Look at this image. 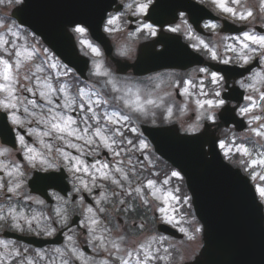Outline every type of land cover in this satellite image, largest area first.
Here are the masks:
<instances>
[{"label": "snow or ice", "instance_id": "obj_1", "mask_svg": "<svg viewBox=\"0 0 264 264\" xmlns=\"http://www.w3.org/2000/svg\"><path fill=\"white\" fill-rule=\"evenodd\" d=\"M2 2L3 0H0V3ZM16 2H19V0H16ZM154 2L155 0H131V3L127 4L126 7L134 16L147 15L149 10L153 9ZM210 2L220 12L230 15L233 20L246 22L256 19V13H254L252 7L248 6L247 0H210ZM259 13L264 14V0H259ZM183 15L184 13L181 12L180 16L183 17ZM118 19L119 17L116 16L110 17L106 22L104 31L108 33L117 31L118 29L114 26L117 25ZM0 27H3V25L0 24ZM204 27L216 29L217 24L206 23ZM167 30L176 33L180 30V26L169 27ZM7 31L12 36H17V32H13L10 28ZM137 31H147L149 36H157V28L153 23L143 22ZM73 32L83 36L87 32V29L78 23L73 27ZM234 39L239 40L240 38ZM80 43L86 45L93 55L97 57L101 56L100 49L93 46L88 40H81ZM199 44L209 52L213 60L218 58L217 51L210 48L203 40H200ZM225 49L226 51L237 53L239 60L245 64L249 63L253 56H259L261 59H264V35L245 31L239 45V52L232 45H226ZM0 53H2L0 54V81H2L0 82V93L3 94L0 97V111H3L6 117L15 125L23 127L25 123L29 125L35 123L36 125H42L44 128L43 131H40L39 128H30L28 132L29 135L35 133L40 138L39 143L44 146V153H37L35 148L27 146L23 135L18 136L20 144L28 153L26 159L29 164L32 167H36L38 163L46 169H56L63 162V166L73 173L75 178L84 185L85 189H87L88 185L77 173L90 174L94 184L97 179H100L109 181L123 190L124 182L127 181L128 186L131 187L129 174L131 173L132 176L136 175V166L132 164L130 156L127 157V171L123 166L124 160L122 159H117L115 167H111L108 163H101L99 160L88 165L82 157L93 154L101 147L107 149L114 158H119L122 152L127 154L130 149L124 147V145H133V141L125 137L124 131L137 132V128L133 126V114L138 118H147L149 115L155 116V112L150 111V109L160 108L163 103V97L153 98L152 92H145L142 95L140 89L133 91L132 88L127 86L121 88L116 81L110 78L111 74L107 70H101L103 66L100 63L95 64V75L109 77L104 81V86L111 93L116 94L112 96L111 100L106 98L103 92H98L95 88L88 89L86 85L84 87L77 86L75 92H72L70 86L65 83L53 86L52 83L48 82L49 77H42L40 75L45 72L44 64L46 61H41L39 64L36 63V60L39 58V50L35 46H32L31 49L23 45L17 46L6 39L3 34H0ZM44 53H47V49L44 50ZM231 59V57L223 58L221 62L227 65L231 62ZM49 67L55 68L57 65L50 64ZM70 71V69L65 67L64 75H68ZM199 71L206 73L208 70L201 68ZM223 79V76L217 72L211 73L212 83L219 85ZM186 83H191V81H187ZM248 87L253 86L248 85ZM185 92H187V89H185ZM214 97L215 99L196 101L198 107L203 109L197 116V121L203 118L210 122H215V110L224 107L226 100L221 97L220 91H215ZM246 99L250 101V106L241 107L239 112L242 115L251 114L249 123L255 122V127L251 128V133L259 138L257 141L259 143V141H264V115L254 114V109L260 107V105L256 104L252 96H248ZM259 99L264 101V91H260ZM113 103L122 105V109L111 112L107 110L102 111L105 106H110ZM261 111L264 112V107L261 108ZM166 112L170 117L172 115V108L168 107ZM72 113H78V118ZM198 128L199 124H193L189 126L187 131L195 132ZM117 146H119V150ZM219 147L225 149L227 145L221 141ZM234 147L236 153L249 158L247 161L242 160L241 163L244 164L246 169L252 167V178H258L261 182H264V173H255V167L264 168V151L258 152V158L253 159L252 152L245 144L234 145ZM260 147L264 149V144H260ZM146 148L147 144L145 141L139 140V149L137 150ZM67 149H74L80 155H73ZM231 151L232 149L228 148L225 155H228ZM6 152H8V149L0 150V156ZM13 168L15 171H8L7 173L11 177L7 184H4L2 179H0V191L11 193L12 196H21L22 182L17 179V176H22L23 173L19 165H13ZM90 169L98 172L99 176L97 177L94 173L90 172ZM171 177L182 179L180 172L172 171L171 176L163 180L162 183L167 185ZM154 187L155 182L149 179L146 185L137 186L132 191L147 205L149 199L145 193V188L152 189ZM256 191L261 198H264V183L258 186ZM113 194L115 195L116 193ZM131 194V192L126 193V195ZM151 195L155 197L156 193L152 192ZM12 196H9L8 199L11 200ZM23 198L25 200L32 199L30 196H24ZM164 199L167 201L168 199L178 198L172 195V193H168ZM187 199L185 198L184 203H187ZM35 202L38 204L44 203L42 200H36ZM99 203L100 201L98 200L97 204ZM120 203L124 204L125 201L121 200ZM160 210L165 211L163 208ZM87 211L93 213V208L89 207ZM97 211L105 212V209L99 208ZM56 215L63 219L59 209L56 210ZM0 221H10L11 226L20 231H23L24 225H27L31 229L34 221L37 223V226L40 225V221L37 220L36 216L29 218L23 211H17L11 205L8 206L7 210L0 207ZM166 222L172 223V218L169 217ZM100 223V220L92 218L91 226L88 228L89 233H95ZM137 227L143 229L144 224L141 223ZM41 230H47L49 235L55 231L54 228H51L50 224L44 225ZM102 230L109 233L113 231V229L109 228ZM200 230V228L195 229L196 232ZM180 231L184 232L185 230L181 228ZM67 238L68 240H72V236H68ZM194 238L193 235L188 236L189 240ZM163 239V237L159 239L152 237L148 241H133L129 243L126 234H119L116 239L111 241H106L104 236L93 235V241H99L98 247L107 252L112 258L111 262L104 260L102 264H158L159 261L167 260L170 256L167 248L163 249L166 254L164 256L159 254L160 248L153 249V244H159ZM108 243L111 245L110 248L107 247ZM0 245H3L5 249V253H0V264H4L5 256L18 258L19 264H35L26 255L28 249H24L23 252L16 248L9 250L8 244L3 241H0ZM69 251L76 259H80V254H78L75 248H71ZM56 252L60 253L61 256L64 255L60 249H56ZM133 257H135L134 260ZM62 264H69V261L67 259L62 260Z\"/></svg>", "mask_w": 264, "mask_h": 264}, {"label": "water", "instance_id": "obj_2", "mask_svg": "<svg viewBox=\"0 0 264 264\" xmlns=\"http://www.w3.org/2000/svg\"><path fill=\"white\" fill-rule=\"evenodd\" d=\"M23 1L15 10V17L81 74L87 63L75 56L68 28L78 23L87 27L107 54H111L101 25L116 0ZM173 59L168 51L150 55L142 62L144 72L183 67L179 59ZM139 64L140 58L133 65L135 73ZM117 65L121 72L128 67L119 62ZM144 132L156 152L184 175L195 214L202 223L204 245L189 264H264L262 207L249 180L223 162L216 148L217 139L206 131L195 136H180L172 129L144 128Z\"/></svg>", "mask_w": 264, "mask_h": 264}, {"label": "rangeland", "instance_id": "obj_3", "mask_svg": "<svg viewBox=\"0 0 264 264\" xmlns=\"http://www.w3.org/2000/svg\"><path fill=\"white\" fill-rule=\"evenodd\" d=\"M19 2H16V0H3L2 3H0V24L3 25V27H0V34H3L5 36L6 39H8L9 41L15 43L17 46H25L29 49L32 48V46H35L38 50H39V58L36 60V63L39 64L41 63V61H46V63L44 64V68H45V72L40 74L42 77L43 76H47L49 77V83H52L53 86H56L53 82V76H50V72L48 70H46V66L49 67L50 64H55L57 65V67L55 68H51V72H55L56 75L62 74L63 71L58 68V61L51 56L52 54L50 53V51L47 49V53H44L45 48L43 47H38V45L36 43H33L31 41H29L30 39V35L28 34H24L22 33L21 30H19L16 25H14L12 23V21L10 19L6 20V17L10 15L11 10L16 7L17 5H19ZM116 17H119L118 21H117V25H115L114 27H116L118 30L114 31L112 33H107L110 38L112 39V43L114 45V51L115 54L120 57V58H133L135 53H136V49L137 46L140 44L141 41L149 39V36L147 34V31H141L138 32L137 30L135 32L129 33L126 31V28L124 27L123 23H121V20L123 17L120 15H114ZM5 17V18H3ZM112 17V16H111ZM110 18V17H109ZM108 20V19H107ZM107 22V21H106ZM142 24V23H141ZM140 24V26H141ZM106 26V23H105ZM104 26V28H105ZM11 29L13 32H17V36H12L7 30ZM75 34V37L78 39L80 47L79 49L83 50L85 52V55H87L90 60H91V68H90V74L93 75L95 81L93 82L92 87L95 88L96 91L98 92H103L105 97L110 99L112 98L113 94L110 92V90L108 88H106L104 86V81L106 79H108L109 77H101V76H97L95 75V64L96 63H100L102 64V71L103 70H107L111 76L110 78L113 79L114 81H116L118 83V85L123 88L124 86L130 87L132 88L133 91H135L136 89H140L141 90V94L143 95L145 92H152V96L153 98H157V97H163V103L161 104L160 108H151L150 111H154L155 112V116L149 115L147 118L144 117H137L135 114H133V121H134V117H136V122L134 121L133 123H140L142 121H148L151 124L150 125H154L155 119L159 113V111H163V120L165 123L171 124V123H176L179 125L181 132L184 133H195L201 130L202 128V124L204 121H206L207 119H200L199 121H197V116L200 114V112L203 111V109H200L196 103L197 100H201L202 97V89H201V85H200V81L198 80H193L192 84L189 86L188 83H186V81H183V88L180 89L179 91V95H180V100H177L175 98V88H176V84L172 79L171 74H167V73H159L158 75H155L153 77H151L152 79L149 81L148 83V87L144 86V87H140L139 84H137L136 81L132 80L131 74H127L125 76H120L118 74H116L114 68H112L108 63H106V58L104 57V55L101 53V56L97 57L95 55H93L90 51V49L84 45L81 44L80 41L81 40H88L93 46L98 47L97 45H95L94 43L91 42V40L89 39L87 33H85L83 36L79 35V34ZM99 48V47H98ZM101 52V50H100ZM2 54V53H0ZM7 58V57H6ZM194 79H197L195 77H193ZM2 82V81H0ZM159 86V87H157ZM185 89H187V92H185ZM3 94L0 93V97H2ZM159 102V101H158ZM194 107V109L192 107ZM107 107V106H105ZM168 107L172 108V115L169 117L167 115L166 109ZM122 109V105H118V104H111V108H108L107 111L111 112L114 110H121ZM103 111V110H102ZM125 112H127L126 109H124ZM262 115H264V113H262ZM140 121V122H139ZM255 124V122H253ZM193 124H199V128L197 131L195 132H189L187 131V129L189 128L190 125ZM225 129L221 130L220 135L222 137H224L226 135L227 140L225 141V144L227 145V148L222 149L223 153L225 154L226 151H228V148H231L232 151L228 153V155H226V157L231 160V156L233 153H235V147H234V138L235 135L230 132V131H224ZM146 143V142H145ZM148 146V144H147ZM103 148V147H101ZM139 149V144L138 147L136 148V150ZM106 151H108L107 149H105ZM141 150H137L138 151H142ZM122 154V153H121ZM146 155H144V159L148 161V157L146 159ZM258 158V157H257ZM117 159H121V157L119 158H115V160ZM256 159V158H254ZM113 163V162H112ZM135 163L132 161V164ZM137 164V162H136ZM147 164V162H146ZM116 162L113 163V165L111 167H115ZM252 168V167H251ZM248 171H250L252 173L251 170L248 169ZM251 173L249 174L252 182L256 185V187L261 186L262 183L258 178L257 179H253ZM255 173L257 174H261L264 173V168L261 167H255ZM180 180L181 179H177L175 177H171V181L174 182V186L173 188H170L168 186L163 187L164 184H160L158 187L157 185H155V193L157 196V200L160 203V207H159V212L162 216V219L164 221H167V219L169 217L172 218V225L176 226V228L178 230H180L181 228H183L185 231L182 232L185 235V243L183 242H175V250H178L179 253H177L176 255H173L172 257V263L171 264H183L185 261L189 260V258L191 257V255L197 253V251L199 250L200 246H201V230L199 232H196L195 229L196 228H200V226L194 221L195 218H192L189 216V213H184L183 209L185 208V206H187L188 200L187 199V203L182 202L177 196L178 193L180 191ZM111 184L112 187H116L117 189L120 190V188H118L116 185H113L111 182H109ZM137 187V186H135ZM153 188V189H154ZM157 189H159V191H157ZM178 189V191H177ZM168 193H172V195H174L175 197H177L178 199H168L167 201H165L164 197L168 194ZM258 193V192H257ZM259 194V193H258ZM260 197V196H259ZM107 199V195L103 194L100 195L96 198V203L99 200L100 203L104 202V200ZM263 199V204H264V198ZM185 200V199H184ZM261 200V199H260ZM35 202V200H34ZM185 204V205H184ZM163 208L165 209V211H161L160 209ZM94 214H92L93 216ZM32 216H36L37 220L40 221L41 220V214H33ZM31 217V216H29ZM92 218H96V217H92ZM91 218V219H92ZM97 219V218H96ZM40 228L42 227V223L40 222ZM91 226V224H90ZM201 229V228H200ZM41 230V229H40ZM43 231V230H41ZM40 231V232H41ZM193 235L195 238L192 240L188 239V236ZM72 236V235H71ZM72 238H74L72 236ZM99 242V241H97ZM72 240H67V242H65V247L66 249H71L73 248V246L71 245ZM161 245V243H160ZM166 247H172V244L166 245ZM161 256H164L165 253L163 251V248L160 246V253ZM180 254V255H179ZM89 262L93 263V264H102V262L97 261L95 262L94 259L88 260ZM171 261L170 260V256L169 259L161 261L162 264H165L166 262Z\"/></svg>", "mask_w": 264, "mask_h": 264}, {"label": "flooded vegetation", "instance_id": "obj_4", "mask_svg": "<svg viewBox=\"0 0 264 264\" xmlns=\"http://www.w3.org/2000/svg\"><path fill=\"white\" fill-rule=\"evenodd\" d=\"M193 1L196 2L197 4L204 5L218 18L216 21H212V22L206 21V20L202 21V23L200 25H201L202 30H203V35H200V36H207V35H205V33L210 34V35L213 33H217V34H219V36L225 37L226 41L229 44H231L232 46H234L236 48H239L237 43H240L242 41L243 33L245 31L254 32L257 35H264V14L259 13V11L254 12V13H256V19L255 20L241 22L239 20H233L230 15L220 12L218 9H216L211 4L210 0H193ZM177 19L178 20L171 26V27H175L177 25L180 26V30L178 32H176V34H178L182 37H187L190 33L195 32V30L192 29L193 27L191 26L190 20L188 17H186V15H183V17H181L179 14ZM184 21H186V23H184ZM206 23H215V24H217V28L216 29L206 28V27H204V25ZM235 29H240L241 33H238V34L224 33V31L229 32L227 30H235ZM237 37H239L240 39L239 40L234 39ZM203 57L205 58L204 55H203ZM228 57L232 58L231 62L237 61L235 64H230V65H236L239 67H246L251 63V62H249L247 64L243 63V61L239 60L237 53L231 52V54H229L226 58H228ZM223 58H224L223 55L220 54L218 56V58L216 59L217 60L216 62H221V60ZM205 60L207 63H209L213 59H211L209 57L208 59L205 58ZM257 67H258L257 69L252 70L245 77L232 80L231 83H229V84H227L224 79L220 82L219 85H216V88L211 87L207 83L203 84V88L205 89V95H208V96L212 95L210 98L215 99V97L213 96L212 93L217 90V91L221 92V97L226 100L225 106L222 108L216 109L215 112H238L237 113L238 116L241 117V115H240L241 113L239 112V109L241 107H244V106H250V101L246 99V97H248V96H252L253 100L256 102L257 105H260L261 108L264 107V101H261L259 99L260 91H264V70H261L260 60H258ZM248 85H252L253 87H248ZM232 87H237L239 90L232 92L231 91ZM230 95L233 98L232 100L227 99V98H229ZM254 112H262V111H255L254 110ZM244 120L247 124V129L250 128L252 123H249V121L247 119H244ZM24 127L28 132H29L30 128H37L36 125H27V124ZM41 129H43V127H41ZM41 129H40V131H41ZM15 130H16L18 136L23 135V133H21V127L20 126L15 125ZM23 136L25 138V142L27 145H29V146L30 145H34V146L40 145L41 148L44 149V146L42 144H40L39 142L28 141L29 137L26 136L25 132H24ZM30 136H33L36 139L38 137L35 133H33ZM45 139H47V138H45ZM3 149H8V152H6V153H4V155L0 156V160L3 163H5V166H6L5 172L8 173V171H11L10 162L13 161V159L16 157V154L14 151L9 149L8 147L2 146L0 144V150H3ZM44 151H45V149H44ZM67 151L71 152L73 155H76V156L80 155L74 149H67ZM82 159H84L88 165H91L92 163H94L97 160H99L101 163L103 162V158H101L99 155H97L96 151L91 155H84L82 157ZM59 169L64 170L65 174L67 175V180L70 184L71 195L77 196V200H78L79 191H77V189H79V187L74 183V181L77 179L75 178V176L73 175L72 172L68 171L67 168H65L63 166V162H61V166L59 168H56V169H46L45 167H42V166L40 169H36L35 167H32L31 165L21 168L23 176L30 175L35 170L41 171V172H47V171H56ZM90 172L96 174L94 169H90ZM4 174L5 173H2L0 171V177H2ZM77 175H79L84 181H90L92 179L91 175L87 174V173L82 172V173H77ZM8 177H9V175H8ZM82 186L84 188V185H82ZM86 190L88 192L90 191L89 185H88ZM95 191L96 190H94L93 193ZM51 194L58 196V194H56L55 192H51ZM82 194H85V193H81V195ZM9 196H11V194L6 193L5 191L3 194L0 195V206L3 207L5 210H6V207H8L9 205H11V204L15 205V202L13 201V199H11V200L8 199ZM111 207H112V209H117V208H119V209L115 212V215H113V214L109 215V219L106 218L101 223L102 226L98 227L101 230L104 228L113 229V231L110 233L102 230L106 241H111L113 239H116L119 234H126L128 236V242L129 243H132L133 241H143L149 235H152V236L154 235L155 226H154L153 222L151 221V219L149 218V215L147 214L149 211V208H147L145 205H139L138 209L135 212H134L135 207L132 206L131 204H123L119 207H116V206H111ZM48 208L51 209L52 206H48ZM125 209H127V211H125ZM143 210H145L146 212ZM114 217L116 218L115 220L113 219ZM136 217L142 218V220L140 221V224L141 223L144 224L143 229H137V221L135 220ZM67 218L68 217H66V219ZM66 222H67V220H66ZM66 222L63 224L62 228H66L69 226L70 221H68L67 223ZM0 227H5V228L11 227V224H8L5 226H0ZM74 231L76 232V235H77L78 245L83 249L84 246H83L82 240L78 236L80 231L79 230H74ZM99 231H96V232H99ZM18 232L23 234V235L31 234L30 229H27V230L23 229V231L19 230ZM98 245L99 244L92 245L93 249L99 248ZM156 245L157 244L154 243L153 248H155ZM107 247H109V248L111 247L110 243L107 244ZM12 248H14V247L9 248V250H11ZM24 249H28V252L26 253V255L29 258H31V248L25 247ZM105 253H106V256L108 257L107 260H109L111 262L112 258L109 256V254L107 252H105ZM88 255H90V253H88ZM4 261L6 262L5 264H19V260L15 259V258H11V259L7 258Z\"/></svg>", "mask_w": 264, "mask_h": 264}]
</instances>
